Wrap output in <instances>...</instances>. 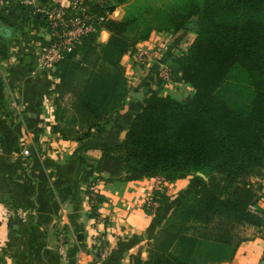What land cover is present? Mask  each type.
Listing matches in <instances>:
<instances>
[{
  "label": "trees",
  "instance_id": "obj_1",
  "mask_svg": "<svg viewBox=\"0 0 264 264\" xmlns=\"http://www.w3.org/2000/svg\"><path fill=\"white\" fill-rule=\"evenodd\" d=\"M131 1L92 4L104 18L100 31H108L110 39L103 44L100 32L93 34L66 56L57 66L54 90L58 99L72 96L83 117L101 120L129 97L124 56L155 33L195 34L189 46L170 54L175 81L190 85L193 95L180 99L158 85L125 138L104 150L96 173L127 182L159 177L165 185L204 174L205 183L172 212L180 223H161L151 259L135 260L196 264L192 256L203 242L237 250L245 241L240 228H264V208L251 211L263 189L254 179L264 178V0H164L158 7L142 0L137 14L111 17ZM229 91L237 96L234 102ZM156 196L160 212L170 198Z\"/></svg>",
  "mask_w": 264,
  "mask_h": 264
},
{
  "label": "crops",
  "instance_id": "obj_2",
  "mask_svg": "<svg viewBox=\"0 0 264 264\" xmlns=\"http://www.w3.org/2000/svg\"><path fill=\"white\" fill-rule=\"evenodd\" d=\"M121 16L118 8L113 18L121 20ZM31 17L0 10V264H135L137 257L149 261L160 224L207 178L198 175L154 190L155 178L112 181L109 174L96 173L97 164L105 149L125 138L132 119L157 90L160 67L170 61L169 50L189 46L195 34H153L141 46L150 50L160 45L163 51L143 71L134 67L131 53L124 56L127 78L133 74L127 102L101 120H88L74 109L72 96L58 99L50 71L39 68L36 44L47 42L45 21L35 15L34 24ZM109 39L110 33L102 30L100 43ZM173 95L182 99L180 92ZM93 182L99 183L100 214L108 222L110 255L106 260L100 257L101 247L91 241L94 216L88 189ZM254 182L263 187L259 204L264 208V178ZM153 193L170 198L155 217L144 208ZM22 210L28 211L26 220L17 214ZM60 229L67 243L64 255L59 251ZM252 232L237 250L203 242L192 262L264 264V228Z\"/></svg>",
  "mask_w": 264,
  "mask_h": 264
},
{
  "label": "built area",
  "instance_id": "obj_3",
  "mask_svg": "<svg viewBox=\"0 0 264 264\" xmlns=\"http://www.w3.org/2000/svg\"><path fill=\"white\" fill-rule=\"evenodd\" d=\"M95 1L96 0H68L66 4L57 3L45 6L41 0H0V10L8 13V10L11 11L15 6L23 7L30 9L31 16L39 14L40 17L44 18V35L47 42H38L36 44L38 65L39 68L44 70L50 69V72H52L66 56L73 53L79 46H81L87 37L101 32V24L104 21V18L98 16L93 11L92 4ZM113 14L111 15L112 18ZM141 45L142 44H139L136 47L132 58L138 63V66L133 63L134 67L143 71L145 67H149L157 58H160L163 49H161L162 46L157 45L160 47L159 49L156 47L150 50H145ZM169 51L171 53L172 50ZM56 71L53 72V79L55 82L57 80L55 75ZM158 79L159 88L163 94L180 92L182 99H186L194 93V90L190 85L175 81L170 67V61L161 65ZM24 153L27 156L30 155L29 149H26ZM155 180L156 183L154 190H158L164 183L159 177L155 178ZM98 182L91 183L88 189L89 210L92 213L95 207H99L97 209V215L93 217L94 227L91 241L94 246L101 247L100 257L102 260H106L110 255V245L105 230L108 222L106 218L100 214L101 205L99 203L100 191L98 189ZM259 206L260 204L258 202L257 205L251 207V211L253 213H258ZM160 207L161 204L154 193L149 195L144 202V208L149 216H157ZM17 214L20 219L23 220H26L29 215L28 211L25 210L19 211ZM65 219L66 216L64 215L63 221ZM62 223L63 222H61V224ZM60 231L62 233H60L59 236L61 245L59 251L64 255L67 243L65 237L62 235V229H60L59 232Z\"/></svg>",
  "mask_w": 264,
  "mask_h": 264
},
{
  "label": "rangeland",
  "instance_id": "obj_4",
  "mask_svg": "<svg viewBox=\"0 0 264 264\" xmlns=\"http://www.w3.org/2000/svg\"><path fill=\"white\" fill-rule=\"evenodd\" d=\"M148 2H151L152 5H155V7H158V6H161L163 5V1L164 0H147ZM63 0H49L48 2H46L44 5L45 6H50L51 4H59V3H62ZM143 1L142 0H132L130 2V4H127L126 6L124 7H120L121 8V19L125 18L129 12L133 13V14H137L139 12V8L143 6ZM142 11H144V7L141 8ZM12 10H15L16 12V15L17 14H23L24 16H31L30 14V9H27V8H23V7H14L12 8ZM8 13H9V10H8ZM31 21L35 24L37 22V19L33 16L31 17ZM45 32V31H44ZM40 33H42V30L40 31ZM167 35V34H166ZM57 70V66L53 69L52 72H50L49 74L52 75V77H54V74L53 72ZM47 77L49 76L48 74H45ZM133 76L132 72L129 73V78H131ZM128 78V80H129ZM227 97L230 98V101L231 102H234L235 101V97H237L235 94H233L231 91L228 92L227 94ZM207 180V179H206ZM262 198V196H260V199ZM169 220L168 224H170L172 221L173 222H176V224L180 223L178 219L175 220V218H169L167 219V221ZM166 221V222H167ZM172 222V223H173ZM252 227L250 226H244L242 228H240L238 230V233L241 237L245 238L247 235H251L253 232H252ZM256 230V229H255ZM254 230V231H255Z\"/></svg>",
  "mask_w": 264,
  "mask_h": 264
},
{
  "label": "water",
  "instance_id": "obj_5",
  "mask_svg": "<svg viewBox=\"0 0 264 264\" xmlns=\"http://www.w3.org/2000/svg\"><path fill=\"white\" fill-rule=\"evenodd\" d=\"M41 2H43V3H46L47 2V0H41ZM38 18L40 17V15L39 14H37L36 15ZM3 33H6V31L5 30H3ZM48 71H50V69H48ZM198 175H200V176H202V177H206L204 174H202V173H199Z\"/></svg>",
  "mask_w": 264,
  "mask_h": 264
}]
</instances>
